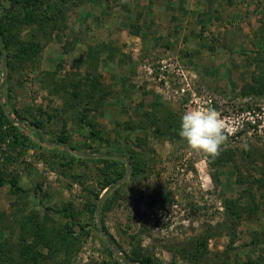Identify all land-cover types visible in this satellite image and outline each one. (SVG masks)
<instances>
[{
  "label": "rangeland",
  "instance_id": "374dc122",
  "mask_svg": "<svg viewBox=\"0 0 264 264\" xmlns=\"http://www.w3.org/2000/svg\"><path fill=\"white\" fill-rule=\"evenodd\" d=\"M39 6L0 1V264H264V0Z\"/></svg>",
  "mask_w": 264,
  "mask_h": 264
},
{
  "label": "clouds",
  "instance_id": "9594fccd",
  "mask_svg": "<svg viewBox=\"0 0 264 264\" xmlns=\"http://www.w3.org/2000/svg\"><path fill=\"white\" fill-rule=\"evenodd\" d=\"M178 136L194 152H201L211 158L228 148L225 125L217 110L212 107H196L185 111L180 117ZM247 150L248 144L243 143Z\"/></svg>",
  "mask_w": 264,
  "mask_h": 264
},
{
  "label": "trees",
  "instance_id": "16d2710c",
  "mask_svg": "<svg viewBox=\"0 0 264 264\" xmlns=\"http://www.w3.org/2000/svg\"><path fill=\"white\" fill-rule=\"evenodd\" d=\"M4 1L8 2L11 6H15V5L20 6V7L28 6L34 10H38V8L40 7L39 5L42 3L43 0H4ZM0 58H1V49H0ZM3 115L4 114L1 113V116ZM6 123H8V119L5 116H4V121H1V118H0V127H2ZM3 184H4V179L0 176V186H2ZM8 184L11 187L15 188L16 184L14 180L9 181ZM148 261H150L149 257H145L144 259H138L139 264H145Z\"/></svg>",
  "mask_w": 264,
  "mask_h": 264
},
{
  "label": "water",
  "instance_id": "95a60500",
  "mask_svg": "<svg viewBox=\"0 0 264 264\" xmlns=\"http://www.w3.org/2000/svg\"><path fill=\"white\" fill-rule=\"evenodd\" d=\"M99 200H101V198L99 199ZM98 206V205H97ZM97 208V207H96ZM97 210V209H96Z\"/></svg>",
  "mask_w": 264,
  "mask_h": 264
}]
</instances>
